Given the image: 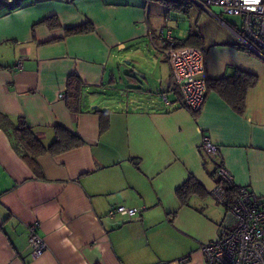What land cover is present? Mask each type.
<instances>
[{
	"label": "crops",
	"instance_id": "0c3cea01",
	"mask_svg": "<svg viewBox=\"0 0 264 264\" xmlns=\"http://www.w3.org/2000/svg\"><path fill=\"white\" fill-rule=\"evenodd\" d=\"M146 3L0 0V111L22 117L44 145L55 139L57 125L83 140L64 152L40 154L37 174L0 129V264H204L200 245L220 235L225 213L212 194V163L200 147L205 135L217 145L212 159L233 183L264 196V57L238 47L236 34L202 42L208 78L237 69L257 75L244 112L210 89L197 112L168 109L159 96L170 81L160 51L166 45L147 24ZM86 22L92 31L67 33ZM138 52L150 67L125 74L131 85L118 84L115 68L125 56L137 60ZM139 73L146 86L136 79ZM72 74L84 85L81 113L71 112L60 96ZM92 109L109 111L104 130ZM189 177L207 195L182 204L175 192ZM116 204L144 209L110 217ZM35 220L48 244L40 256L31 254L27 241V225ZM184 255L188 261L174 262Z\"/></svg>",
	"mask_w": 264,
	"mask_h": 264
},
{
	"label": "built area",
	"instance_id": "2783aa9c",
	"mask_svg": "<svg viewBox=\"0 0 264 264\" xmlns=\"http://www.w3.org/2000/svg\"><path fill=\"white\" fill-rule=\"evenodd\" d=\"M148 2V0H146ZM208 10V6L218 5L221 12L240 20L241 30L234 31L240 42L250 51L264 57V0H190ZM214 15V14H213ZM217 19L218 16L214 15ZM220 20V19H219ZM154 39L153 33H149ZM157 38L166 47L161 53L170 67V81L167 88L159 93L164 107H182L199 111L207 95V73L205 57L198 47L185 46L178 49L168 47L174 37L171 30L165 33L161 28ZM20 67V63L17 64ZM64 97L62 94L60 95ZM201 150L212 159L217 145L209 136H203ZM213 196L224 205L225 213L220 235L200 245L204 264H264V196L256 195L248 186L233 183L230 173L221 164L214 173ZM233 187L227 191L225 186ZM143 207L116 204L109 207L107 214L134 216ZM39 221L27 225L28 246L33 256L42 255L48 244L38 233ZM189 260V255L178 258L176 263ZM161 264H173L163 261Z\"/></svg>",
	"mask_w": 264,
	"mask_h": 264
},
{
	"label": "trees",
	"instance_id": "16d2710c",
	"mask_svg": "<svg viewBox=\"0 0 264 264\" xmlns=\"http://www.w3.org/2000/svg\"><path fill=\"white\" fill-rule=\"evenodd\" d=\"M172 7H179L183 4L182 0H163ZM147 2V1H146ZM57 23V21L55 22ZM58 24V23H57ZM93 30L91 23L86 22L81 25L66 29L67 33H87ZM191 36L202 38L199 33H191L184 39H176L172 48L178 49L185 46L198 47L203 50L202 44H198L191 40ZM238 47L252 53L245 45L240 43ZM258 81L256 74L246 70L237 69L231 75L218 79H207V91H216L237 113L242 114L245 110V98L247 90ZM83 82L81 78L72 74L68 76L66 88L64 90V102L66 107L73 113L83 112ZM99 115L100 129L104 130L108 126L109 111L92 109ZM0 129H2L9 137L11 144L17 154L23 158L31 166V168L39 174L36 158L45 152L60 153L83 144V140L74 132L57 125L55 126V139L48 145H44L39 136L35 134L31 127L22 117L13 119L10 115L0 111ZM212 163V169L209 171L212 179L214 177L216 166L220 165L219 161L209 159ZM227 191H233V187L226 185ZM176 196L182 204H186L193 195L204 197L207 195L203 186L193 177H189L182 185L176 189Z\"/></svg>",
	"mask_w": 264,
	"mask_h": 264
},
{
	"label": "rangeland",
	"instance_id": "374dc122",
	"mask_svg": "<svg viewBox=\"0 0 264 264\" xmlns=\"http://www.w3.org/2000/svg\"><path fill=\"white\" fill-rule=\"evenodd\" d=\"M13 1H18L22 5L29 2V0H10V2ZM182 1L183 4L181 6L172 7L163 0H148L146 3V20L150 29H153L157 33L161 28L164 29L165 33L171 30L172 36L176 39H184L192 32L199 33L202 36L201 39L196 36H191V40L198 44H202L203 42L206 45L214 42H223L222 40L231 39L232 36L236 37L235 33L228 27H231L234 31L241 30L240 20L233 15L222 13L221 7L218 5L208 6V10H206V8L190 0ZM213 14L218 16L220 20L216 19ZM142 50L147 51L146 47H142ZM138 53L137 60L132 59L133 57L129 55L125 56L123 65L120 68H115L113 74L116 75L118 84L123 85V83L129 82L125 74L132 76L133 73L137 74V69L141 72L145 67H150L148 61L140 55V52ZM150 54L151 56L155 55L153 53ZM126 60H130L129 63ZM125 64L129 68H125ZM159 65L163 66L165 68L164 73L168 74L166 63L159 59ZM132 66L135 67L132 68ZM147 74L149 75H147V78L150 81L158 84V79L153 73L148 72ZM141 76L142 74L139 73L136 79L142 82L141 86H146V81L141 80ZM157 77L159 76L157 75ZM129 85H131L130 82ZM212 204L217 205L220 209L222 208L221 205L214 202Z\"/></svg>",
	"mask_w": 264,
	"mask_h": 264
}]
</instances>
